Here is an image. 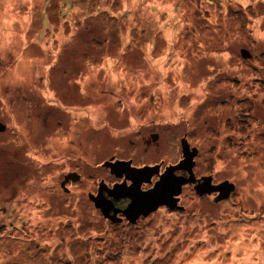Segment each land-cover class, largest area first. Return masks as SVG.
Wrapping results in <instances>:
<instances>
[{"label":"rangeland","instance_id":"1","mask_svg":"<svg viewBox=\"0 0 264 264\" xmlns=\"http://www.w3.org/2000/svg\"><path fill=\"white\" fill-rule=\"evenodd\" d=\"M48 1L0 0V121L18 132H0V264H264V0H102L100 17L95 0ZM150 124L169 141L144 154L130 141ZM185 134L231 198L101 219V164L177 162Z\"/></svg>","mask_w":264,"mask_h":264},{"label":"flooded vegetation","instance_id":"2","mask_svg":"<svg viewBox=\"0 0 264 264\" xmlns=\"http://www.w3.org/2000/svg\"><path fill=\"white\" fill-rule=\"evenodd\" d=\"M10 100L11 102L10 101L6 102V105L9 108L11 107V103L13 102V99L11 97H10ZM45 114L46 116L48 115L47 113ZM2 115H3L2 118H5V115L4 114ZM11 120L12 122H14V119L12 117H11ZM9 124L4 123V121L3 122L0 121V132L2 133L3 132L5 133L13 132L14 130L9 128L8 126ZM43 124H47V123H43ZM147 127H149V130H155V131H148L147 129L146 134H140L138 136L136 135L137 140L130 141L132 146L134 147H137L138 145H140V151H142L144 154L151 153L152 147H155L158 149L160 145L162 144V141L164 142L169 141L168 139L164 138L162 132L158 128H154L152 124H150V126H147ZM10 136L12 138L15 136H18V132H13L12 134H10ZM19 138H18L19 149L23 150V147H25V143L21 138L20 139ZM26 138L28 140L27 135H26ZM183 141L189 144L191 150L196 148L199 151V148L196 146H193L191 142L189 141L188 134H185L182 138H180L182 158L179 159L177 162H173V163H167L165 160H160V161L153 162V163L137 164L136 158L118 157L116 154L115 156H110L108 160L106 159L101 165L103 166L102 169H104L106 172H109L110 177L100 179V181L97 182L96 185L93 186V190L89 192V199L92 201V204H94L97 210V213L99 214L101 219L107 222L111 227H117V226L125 227L126 225H135V223L140 225L143 219L149 220L151 222L152 217L156 216L157 215L156 213H158L161 209L163 208L169 209L167 208V206H162L155 210H151L149 207L153 206V203H149L148 199L146 200L145 195L156 187L157 183L161 180L162 176L166 174L169 168H172L173 166L178 165L184 159V153H183V147H182ZM37 143L39 142L38 141L35 142V144ZM56 145L57 143L51 145V149L54 155V157L51 159V163H55L53 164L54 166L52 167L50 171L52 173L53 179H56L54 175L57 173L56 166L58 164L57 158H56ZM36 155H39V151ZM133 155L136 156V152ZM198 156H199V153L194 159L195 164L193 167V176H192L197 181L195 183H187L183 185L181 194L175 197L178 199L177 209L182 212H185L188 209L189 201H193V200L200 201L201 199H208V198L211 199V197H213L215 203L219 205L224 201H228L231 198V195H233L234 193V192L231 193L230 197L223 201H217V198H218L217 192H214L213 194H204V195H200L198 193V191L196 190V187L203 183H206L207 182L206 179H208L209 177H212V179L209 181V188H211L210 186L212 185H219L223 183V182H220V183L217 182L215 178L211 175L200 174V172L198 171V162L196 161ZM23 157H25V155ZM31 160L34 164H36V166H38L37 163L40 161H38L35 158H32ZM34 161H36L37 163ZM11 162H16L14 166H19V167H24V168L26 167L27 163L30 165V163L28 162L26 158L19 160V161L16 159H13V160L11 159L10 161H8L10 165H12ZM106 162H131V163L130 165L120 164L118 167L114 169V173H112L111 169L104 166ZM43 165H46V163H43ZM134 167L136 168L153 167L154 168V170L152 171L153 176L147 179L149 181L144 180L140 184V186L137 187L136 186L137 182L143 177L142 178L132 177L130 170ZM18 172L20 173L21 171H18ZM174 175L176 178L191 177L189 168L177 169L174 171ZM145 177L146 176H144V178ZM81 181H82V175L80 173H78L77 171L69 170L64 173L61 179V182H60V187L66 193H70L71 192L70 186L73 184V182L78 183ZM56 183L57 181H54L51 186L48 185L50 188V192L55 191ZM51 188H53V190ZM188 192H190L191 194L190 197L187 195ZM134 193H139L138 198H140V203H141L139 207V209L141 210V213L139 217L136 218L135 221H133L135 214L133 212L127 213L128 208L130 207L131 204H133ZM98 198L100 199L101 207H97L96 205L97 204L96 199ZM51 201L54 203L52 199ZM146 210H147V214L145 213Z\"/></svg>","mask_w":264,"mask_h":264},{"label":"water","instance_id":"3","mask_svg":"<svg viewBox=\"0 0 264 264\" xmlns=\"http://www.w3.org/2000/svg\"><path fill=\"white\" fill-rule=\"evenodd\" d=\"M242 57L245 59L252 58L251 53L246 50H241ZM183 147V153H184V159L176 166H173L172 168H169V170L166 172L164 176H162L161 180L157 183L156 187L149 191L145 197L146 200L148 199L149 203H153V206H150L149 208L151 210H155L157 207H159L162 204L168 205L170 208H178V199L175 198L176 196L180 195L182 192L183 185L187 183H195L197 180L193 178V167H194V159L198 155L199 151L198 149H190V146L188 143H185L183 141L182 144ZM131 162H106L105 166L110 168L112 173H114V169L118 167L120 164L124 165H130ZM180 168H189V171L191 173V177L184 178V177H178L176 178L174 175V171ZM154 168L153 167H143V168H132L130 170V173L132 177L136 178H142L137 182V187L140 186V184L144 181L149 179L152 174ZM144 176H146L144 178ZM212 179V177H209L206 183H203L196 187V190L200 195L204 194H213L214 192L218 193L217 201H223L230 197L231 193L236 191V184L231 183L230 181H225L219 185H212L209 188V181ZM139 193H134L133 196V204L130 205V207L127 210V213L133 212L134 218L133 221L136 220L137 217H139L141 210L139 209L141 203ZM99 200V201H98ZM97 201V207H101L100 199H96ZM145 207V206H144ZM147 214V210L145 212Z\"/></svg>","mask_w":264,"mask_h":264},{"label":"trees","instance_id":"4","mask_svg":"<svg viewBox=\"0 0 264 264\" xmlns=\"http://www.w3.org/2000/svg\"><path fill=\"white\" fill-rule=\"evenodd\" d=\"M48 1V0H47ZM83 3H87V1L88 0H81ZM49 2V1H48ZM92 2H94V0H92ZM100 2H102V0H95V2L94 3H92V7L91 6H89L90 7V10H91V13H90V15H88V17H93L92 15H93V13H96V15H94V16H98V17H100L101 16V12H103L102 10H100ZM46 4V3H45ZM97 8H98V10H97ZM77 24V23H76ZM75 24V25H76ZM117 24H118V22H117ZM77 29V28H76ZM102 32H103V30H102Z\"/></svg>","mask_w":264,"mask_h":264},{"label":"bare ground","instance_id":"5","mask_svg":"<svg viewBox=\"0 0 264 264\" xmlns=\"http://www.w3.org/2000/svg\"><path fill=\"white\" fill-rule=\"evenodd\" d=\"M104 166H105V164H104ZM106 167V166H105ZM108 168V167H107ZM110 169V168H109ZM152 176H153V174H152ZM147 181H149V180H147ZM162 206H167V208H169L170 210H174V211H176V210H178L177 208H170L168 205H165V204H162V205H160L159 207H162ZM159 207H157V208H159ZM156 208V209H157ZM164 209V208H163ZM162 211H164V210H162L161 209V211H159L158 213H157V215L160 213V212H162Z\"/></svg>","mask_w":264,"mask_h":264}]
</instances>
